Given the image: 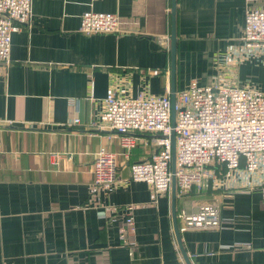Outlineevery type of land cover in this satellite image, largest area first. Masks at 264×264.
<instances>
[{
  "label": "crops",
  "instance_id": "crops-1",
  "mask_svg": "<svg viewBox=\"0 0 264 264\" xmlns=\"http://www.w3.org/2000/svg\"><path fill=\"white\" fill-rule=\"evenodd\" d=\"M33 18L12 35L0 78V264H186L172 217V188L156 195L131 179L146 159L140 141L129 158L117 134L97 126L110 88L123 96L171 90L172 0H32ZM264 0H176L177 91L192 78L222 75L264 90V51L244 52L246 9ZM120 16L122 30L80 31L86 11ZM232 62L221 67L219 58ZM74 118L79 123H74ZM101 146L117 154L118 181L97 189ZM172 187V186H171ZM177 212L220 207L223 225L181 231L193 264H264V189L205 184L177 193ZM133 204L126 246L120 228ZM179 228L180 219L178 218ZM249 241L251 249H236Z\"/></svg>",
  "mask_w": 264,
  "mask_h": 264
},
{
  "label": "built area",
  "instance_id": "built-area-1",
  "mask_svg": "<svg viewBox=\"0 0 264 264\" xmlns=\"http://www.w3.org/2000/svg\"><path fill=\"white\" fill-rule=\"evenodd\" d=\"M33 18L32 0H0V78L11 59L12 35ZM122 30V20L112 12L86 11L80 31L109 33ZM247 54L264 51V6L248 7L241 37ZM221 67L232 62L219 58ZM97 126L117 134L125 157L139 144L137 133L151 153L130 165L131 179L144 181L155 194L168 193L176 176L178 195H186L205 184L217 188L262 187L264 189V90L241 86L222 75L202 84L192 78L176 92L175 125L171 118V90L163 95L123 96L110 88ZM74 123H79L74 118ZM175 131L176 166L172 172L171 132ZM117 154L101 146L93 163L94 186L108 192L118 181ZM120 228L124 245L131 244L135 229L134 206L129 204ZM180 230L216 229L223 225L220 207L204 203L197 212L178 213ZM236 249H251L249 241H237Z\"/></svg>",
  "mask_w": 264,
  "mask_h": 264
},
{
  "label": "water",
  "instance_id": "water-1",
  "mask_svg": "<svg viewBox=\"0 0 264 264\" xmlns=\"http://www.w3.org/2000/svg\"><path fill=\"white\" fill-rule=\"evenodd\" d=\"M171 118L172 126L175 125V104H176V73H177V34H176V0H172V12H171ZM172 142V172L175 173L176 166V146H175V131L171 132ZM172 217L174 232L181 249L183 258L186 264H193L188 253L186 252L179 229L178 212H177V183L176 176L172 177Z\"/></svg>",
  "mask_w": 264,
  "mask_h": 264
},
{
  "label": "trees",
  "instance_id": "trees-1",
  "mask_svg": "<svg viewBox=\"0 0 264 264\" xmlns=\"http://www.w3.org/2000/svg\"><path fill=\"white\" fill-rule=\"evenodd\" d=\"M132 163V162H131Z\"/></svg>",
  "mask_w": 264,
  "mask_h": 264
}]
</instances>
